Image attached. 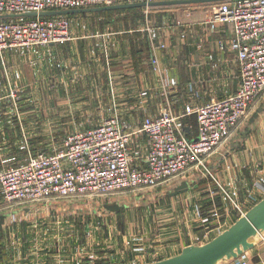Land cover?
Wrapping results in <instances>:
<instances>
[{
	"label": "crops",
	"instance_id": "crops-1",
	"mask_svg": "<svg viewBox=\"0 0 264 264\" xmlns=\"http://www.w3.org/2000/svg\"><path fill=\"white\" fill-rule=\"evenodd\" d=\"M212 6L151 8L163 24L156 23L155 32L150 31L147 37H99L92 41V37L72 36L82 27L70 24L72 40L64 45L4 51L0 55V95L9 90L32 91L30 98H34L37 90L44 89L43 98L50 106L62 96L63 104L78 107L75 114L82 129L117 116L127 131H133L144 118H155L166 110L181 117L178 123L192 138L197 132L196 120L194 116L182 118L185 108L223 99L234 94L239 85V67L229 44L232 27L206 25ZM134 40L146 42V47L136 52ZM26 121L25 115L2 114L0 137H10L11 131L16 137H25L22 122ZM16 122L20 125L15 126ZM147 143L144 135L135 136L133 154L141 156ZM13 160L8 159V164ZM204 164L210 179L203 174L199 178L202 172L195 168L191 174L197 178L190 179L188 189L182 178L173 182L177 191L170 199L179 206L164 211L160 229L143 227L132 233L125 229L140 242L135 248L127 244L120 248L109 237L110 259L94 264H150L174 257L185 247L209 242L241 217L232 202L245 213L264 197V93ZM179 191L182 193L177 194ZM214 208L222 219H210ZM205 218L210 219L207 224L202 222ZM251 242L252 248L238 257V262L224 259L218 264H264V236L257 235Z\"/></svg>",
	"mask_w": 264,
	"mask_h": 264
},
{
	"label": "built area",
	"instance_id": "built-area-1",
	"mask_svg": "<svg viewBox=\"0 0 264 264\" xmlns=\"http://www.w3.org/2000/svg\"><path fill=\"white\" fill-rule=\"evenodd\" d=\"M159 1L173 0H0V15ZM216 24L232 27L229 44L239 67V85L234 94L223 99L185 108L182 118L196 119L194 137L185 135L178 123L181 117L170 111L144 118L133 131H127L117 116H111L96 127L68 133L54 154L34 153L23 162L0 170L2 200L9 204L35 203L49 198L151 190L189 170L206 169V159L264 93V0L214 3L207 11L206 25L213 28ZM71 40L67 16L0 20V55L15 49L64 45ZM1 116L0 108V119ZM137 135H144L148 142L141 156L139 152L133 154L131 146ZM232 203L243 215L240 207ZM210 219L218 221L222 214L214 208ZM210 219L202 222L207 224Z\"/></svg>",
	"mask_w": 264,
	"mask_h": 264
},
{
	"label": "rangeland",
	"instance_id": "rangeland-1",
	"mask_svg": "<svg viewBox=\"0 0 264 264\" xmlns=\"http://www.w3.org/2000/svg\"><path fill=\"white\" fill-rule=\"evenodd\" d=\"M152 11L156 10L138 8L100 16L95 13L74 14L68 18L71 25L82 27L72 36L92 37V41L101 39L99 37H118L120 40L123 37H146L150 31L154 33L157 24L163 23ZM31 92L9 90L5 96L0 95L3 115H25L27 120L22 122L25 137H16L13 131L10 137H0V170L15 166L34 153L54 154L70 131L83 130L75 114L78 107L63 104L62 96L58 103L54 101L50 106L43 98L44 89L37 90L34 98H30ZM19 125L16 122L15 126ZM21 156L24 158L18 160L17 157ZM8 159L16 161L8 164ZM200 171L199 178L203 174V178L210 179L206 169ZM191 172L189 170L151 190L95 197L49 198L35 203L9 204L0 197V264H94L108 261L112 255L109 237L120 248L125 244L138 247L140 242L133 240L135 236L126 234L128 228L130 233L133 229L141 232L143 227L160 229L164 211L176 210L179 206L170 199L177 191L173 182L182 178L188 184H184V188L188 189L190 179L197 178Z\"/></svg>",
	"mask_w": 264,
	"mask_h": 264
},
{
	"label": "water",
	"instance_id": "water-1",
	"mask_svg": "<svg viewBox=\"0 0 264 264\" xmlns=\"http://www.w3.org/2000/svg\"><path fill=\"white\" fill-rule=\"evenodd\" d=\"M232 0H173L151 3L121 4L109 7L76 9L65 11L28 12L24 14L0 15L2 19L36 18L69 16L74 14L98 13L106 11L154 8L175 5H203ZM257 235L264 236V197L252 208L246 211L226 230L219 233L209 242L200 246L185 247L180 254L150 264H218L224 259H234L238 262L244 252L252 248V239Z\"/></svg>",
	"mask_w": 264,
	"mask_h": 264
},
{
	"label": "trees",
	"instance_id": "trees-1",
	"mask_svg": "<svg viewBox=\"0 0 264 264\" xmlns=\"http://www.w3.org/2000/svg\"><path fill=\"white\" fill-rule=\"evenodd\" d=\"M130 10H135V9H124V10H115V11H106V12H98V13H95L96 15H110V14H112V13H118V12H126V11H130ZM67 17H69L70 18V16H67ZM142 18V17H141ZM3 20V19H2ZM147 37V36H146ZM139 38H141V37H139ZM140 45H139V44ZM136 42L135 40H134V43H133V48H134V50L136 51V52H141L142 50H143V48L142 47H146V42L145 43H143L141 40H140V42ZM142 44H144L143 46H142ZM195 118V117H194ZM196 120V119H195ZM196 126H197V123H196ZM197 130V129H196ZM16 164V163H15ZM14 164V165H15ZM1 167V166H0ZM0 197H1V195H0Z\"/></svg>",
	"mask_w": 264,
	"mask_h": 264
}]
</instances>
